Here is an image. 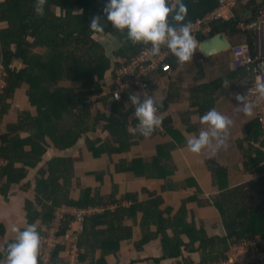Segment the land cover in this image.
<instances>
[{"label":"trees","instance_id":"1","mask_svg":"<svg viewBox=\"0 0 264 264\" xmlns=\"http://www.w3.org/2000/svg\"><path fill=\"white\" fill-rule=\"evenodd\" d=\"M219 1L184 0L187 4L185 21L190 24L213 13L218 9ZM235 1L230 20H216L211 24L209 33L202 31L192 37L203 42L209 37L227 34L237 24L236 18H240V23L248 24L262 13L261 10L253 11L257 0ZM104 3L105 0H0V64L7 72V86L0 95V157L7 161L6 166L0 167L3 181L0 190L22 183L31 170H37L34 188L36 206L28 202L26 210L30 222L41 221V227L37 228L40 235L46 232L43 226L50 227L57 208L64 205L79 209L103 208V212L86 218L79 240V246L85 251L81 259L91 258L90 264H104L105 257L118 252L121 241L132 235L131 227L125 223L126 219H135L140 212L143 213L141 225L150 221V224L155 223L157 226L156 234L144 230V242L161 234L165 259L178 257L182 249L193 251L194 245L199 243L200 248L209 245L212 250L217 249V258L209 261L203 252V261L195 264L213 263L226 258L230 245L235 242L264 238V136L257 117V124L247 129V140L251 141L245 154L250 160L246 164L247 170L253 168L256 171L254 178L212 198L224 222L227 232L225 238H209L205 227L197 228L194 224L185 223L181 220L184 218L180 217L181 214L173 218L172 226L171 221L163 218V211L160 210L163 199L155 194L151 193L147 202H140L137 193H127L117 199L118 189L113 185L109 195H102L101 186L105 184L106 176L104 172H88V176L95 177V187L83 186L72 156L57 154L47 158L50 149L66 151L77 145L84 136L85 147L95 158L104 154L111 156L124 153L146 138L138 130L135 134L128 130L136 124L128 96L138 94L133 88L127 89L122 92L120 100L114 99L115 84L108 88L105 77L111 72L114 80L121 66L128 64L150 45L133 44L125 31L111 27L110 22H106L102 30L90 29L88 22L94 15H100L103 19ZM170 3L175 7V0H170ZM37 6L43 8L42 14L35 11ZM169 23L177 22L169 18ZM227 35H240L253 47V31L237 27ZM29 36L33 41L28 39ZM107 37L119 44L112 52L114 59L108 54L103 41ZM14 59L22 61L21 69L12 67ZM175 59L170 53L169 58L147 79L153 82L161 75H168L174 69ZM250 74L246 66H238L229 78L249 77ZM223 83L224 80L219 78L192 89L195 98L192 104L198 106L200 113L213 107V94ZM156 84L152 86V95ZM22 91L28 109L18 113L17 122L7 125L3 131L5 116L13 108L17 94ZM170 101L171 98H168L162 103L165 108L156 101L158 112L162 113ZM98 105L102 109H96ZM171 123L172 119L167 117L162 119L161 125L167 133L174 134ZM101 124L103 131L108 133V139L103 142L90 139L88 134ZM156 130L148 137L156 135ZM173 139L174 144L158 147L154 161L136 159L127 162L122 159L115 165L116 172H132L136 178L166 179L173 173L168 163L171 150L176 144L185 143V138L180 136ZM253 142L260 146L256 148ZM215 162H208L212 172ZM25 184L27 188L31 186L30 182ZM77 190L79 196L74 199L71 193ZM125 201H130L132 205H123ZM111 204L116 205L114 210L109 208ZM71 220L72 217L68 216L62 233L72 229ZM170 225L173 237L166 234ZM181 234L189 238L188 244L180 239ZM61 249L57 247L54 250L52 264L67 263L66 258L58 257ZM97 250L101 254L99 260L95 259ZM40 256L39 250V259Z\"/></svg>","mask_w":264,"mask_h":264},{"label":"crops","instance_id":"2","mask_svg":"<svg viewBox=\"0 0 264 264\" xmlns=\"http://www.w3.org/2000/svg\"><path fill=\"white\" fill-rule=\"evenodd\" d=\"M262 4V9L264 10V0H257V6ZM223 15L229 19H222L230 20L233 17L232 10H224ZM241 24L243 23L237 22L236 28L245 30V28L241 27ZM227 38L231 45L229 50L205 57L199 48L201 42H198L193 37L194 49L191 60L179 64L175 59L173 71L168 75H161L157 79V84L153 90V96L157 103H161V106L165 108L162 103L171 98L168 107L162 113H159V116L162 119L167 117L172 119L170 126L174 134L167 133L163 125H160L159 128L161 129L156 130V135L144 138L138 145L132 146L130 150L111 156L104 154L100 158H95L86 149V137L84 136L77 145L66 151L58 152L50 149L47 158L49 159L57 154L72 156L75 159L77 176L83 186L95 187V177L88 176V172H104L106 176L105 184L101 186L102 195H109L113 190V185L118 189L117 199L127 193H137L140 202H147L151 197V193L155 194L163 199L160 210L163 211V218L167 219L168 222L171 221L172 226V223H174L172 221L173 218L181 214L180 217L184 216L181 220L185 223L194 224L197 228L205 227L210 235L208 236L209 238H225L227 232L224 222L220 211L212 203V198L221 192L242 186L254 178L256 171L253 168L247 170L246 164L250 163V160L245 157V154H247L246 151L249 149L251 141L247 140V129L249 126L257 124L253 104L252 111L249 114H244L236 107L237 102L234 98L235 93L243 92L246 89L251 74L249 77L233 76L229 78L230 73H234V70L232 71L230 68V64L235 60L230 50L235 46L245 44L246 41L240 35H227ZM28 39L33 41L31 36ZM12 67L21 69L23 63L21 60L14 59ZM219 78H222L224 83L213 94V107L232 121L228 129L227 147L215 153L205 148L199 154H192L185 147L186 140L190 135L197 134L198 130L204 127L199 122V116L206 112L205 110L200 113L198 106L192 104L193 100H195L192 89ZM105 79L107 87L112 86L113 77L111 72L107 73ZM23 93L22 91L17 94L13 108L5 116L2 126L3 131L6 130L7 125L17 122L18 113L28 109ZM200 96L206 99L204 94ZM100 108V105L96 107V109ZM106 110L109 112L108 108ZM178 135L180 138H185V143L176 144L171 150V157L168 159V163L173 173L166 179L136 178L132 172L124 174L116 172L115 165L122 159L127 162L136 159H143L146 162L154 161L158 154V147L174 144L173 138L179 137ZM88 136L92 140H101V142L108 139V133L103 131V124L98 125L95 131L89 133ZM253 143H255L256 148L260 146L259 143ZM26 150H29V147H26ZM252 156L255 157V153ZM210 160L216 161L214 172L208 167ZM36 172V169L31 170L22 183L14 184L9 189L0 190V260L4 259V250L7 243L15 236L12 231L13 226L23 228L29 223H34L37 228L41 227L42 223L40 220L29 221L26 210L28 202L36 206L34 191ZM28 182L31 183V186L27 188L25 183ZM78 196V190L71 193V197L74 199H77ZM207 202L212 204H207ZM123 205L129 207L132 203L125 201ZM95 208L97 209L96 214L103 212V208ZM109 208L114 210L116 205L111 204ZM142 218L143 213L140 212L135 219H126V225L132 229L131 238L121 241L118 252L115 255L110 254L105 257L104 264H195L203 261V252H205L209 261L217 258L215 257L217 256V249L212 250L209 245L200 248L199 243H196L193 251L182 249V253L178 257L165 259L161 234L157 238L144 242V230L151 234H156L157 226L154 225L155 223L150 224V221H146L141 225ZM171 225L168 227L166 234L173 237L174 233ZM43 227L46 230L48 229L45 226ZM72 228H75V224H72ZM180 239L187 244L189 243V238L184 234L180 235ZM217 246L220 249V245ZM57 247L62 248L58 257H66L65 247ZM80 249L82 258L85 251L81 247ZM100 255V251L97 250L95 259L99 260L101 258ZM82 261L90 264L91 258H86Z\"/></svg>","mask_w":264,"mask_h":264},{"label":"clouds","instance_id":"3","mask_svg":"<svg viewBox=\"0 0 264 264\" xmlns=\"http://www.w3.org/2000/svg\"><path fill=\"white\" fill-rule=\"evenodd\" d=\"M35 11L42 14L43 8L37 6ZM186 12L184 0H175V7L170 0H105L103 19L100 15H94L88 26L93 30H102L104 24L110 22L111 27L125 31L133 44L150 45L152 56L155 57L164 45L177 62L183 64L191 60L194 49L189 22L185 21ZM169 18L177 23H169ZM252 88L257 93V100H264V79L261 76L255 77ZM250 90L248 94L235 93L234 98L238 102L236 107L244 114L252 111L254 102L248 98ZM128 100L136 120L135 126L128 130L133 134L138 130L140 135L150 136L162 122V117L157 114L155 97L129 94ZM199 122L204 127L187 138L185 147L188 152L199 154L207 148L215 153L227 147L228 129L232 121L226 115L215 107L209 108L199 116ZM12 231L15 236L7 243L0 264H40L38 255L41 238L36 225L29 223L23 228L13 226Z\"/></svg>","mask_w":264,"mask_h":264},{"label":"built area","instance_id":"4","mask_svg":"<svg viewBox=\"0 0 264 264\" xmlns=\"http://www.w3.org/2000/svg\"><path fill=\"white\" fill-rule=\"evenodd\" d=\"M220 7L213 13L204 18H198L189 24L190 34L195 35L198 32L211 31V24L219 19H229L223 15L224 10H232L236 6L235 0H220ZM1 26V15H0ZM245 30L253 31L255 41L253 47L248 43L232 48V55L235 58L230 64V68L235 70L238 66H246L251 71V78L248 81L246 89L241 94H248L249 100L253 101L256 117L263 130L264 136V100H257V93L252 85L257 75L264 79V10L258 18H255L248 24H241ZM150 46L145 48L136 58L128 64L121 66L115 73L113 84L115 90L113 98L120 100L122 92L127 89H134L139 96L152 95V86L157 81L150 82L147 78L155 73L158 68L169 58L170 51L162 45L159 53L154 57L151 54ZM7 72L0 64V95L7 86ZM153 96V95H152ZM236 101V100H235ZM237 102V101H236ZM238 103V102H237ZM157 114L159 115L158 109ZM157 129H161L157 127ZM1 143V142H0ZM1 148V147H0ZM7 161L0 157V167L6 166ZM3 181L0 178V186ZM97 212L96 208H73L62 206L55 210L54 218L46 233L40 238V264H52L53 252L57 246H64L67 263L66 264H88L81 260V249L79 240L84 231V223L88 216ZM72 217V224L75 228L62 233V227L67 217ZM264 263V238L258 240H245L230 245L226 258L213 263L206 264H263ZM202 264V263H200ZM205 264V263H203Z\"/></svg>","mask_w":264,"mask_h":264},{"label":"water","instance_id":"5","mask_svg":"<svg viewBox=\"0 0 264 264\" xmlns=\"http://www.w3.org/2000/svg\"><path fill=\"white\" fill-rule=\"evenodd\" d=\"M263 8V4L255 7L253 11H259ZM240 18H236V21L239 22ZM236 29V25H234L228 33H231ZM227 33V34H228ZM227 34H218L212 37L205 39L203 42L199 44V48L203 56L210 57L212 55L227 51L230 49L231 45L228 41Z\"/></svg>","mask_w":264,"mask_h":264},{"label":"rangeland","instance_id":"6","mask_svg":"<svg viewBox=\"0 0 264 264\" xmlns=\"http://www.w3.org/2000/svg\"><path fill=\"white\" fill-rule=\"evenodd\" d=\"M103 41L105 42V44L107 46L108 54L112 57L113 50L117 49V47L119 45V44H117L118 42L115 39L111 38V37H107ZM77 163H78V159H77Z\"/></svg>","mask_w":264,"mask_h":264}]
</instances>
